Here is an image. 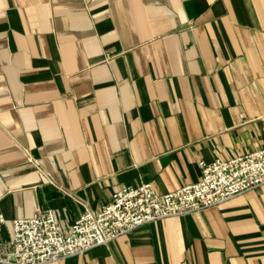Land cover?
Returning <instances> with one entry per match:
<instances>
[{
	"label": "crops",
	"instance_id": "0c3cea01",
	"mask_svg": "<svg viewBox=\"0 0 264 264\" xmlns=\"http://www.w3.org/2000/svg\"><path fill=\"white\" fill-rule=\"evenodd\" d=\"M262 147L264 0H0V255L15 218ZM42 264H264V182Z\"/></svg>",
	"mask_w": 264,
	"mask_h": 264
},
{
	"label": "built area",
	"instance_id": "2783aa9c",
	"mask_svg": "<svg viewBox=\"0 0 264 264\" xmlns=\"http://www.w3.org/2000/svg\"><path fill=\"white\" fill-rule=\"evenodd\" d=\"M26 158L35 163L28 152ZM198 165L201 175L197 181L169 192H157L150 182L117 188L99 210L85 209L67 231L49 208L15 218L10 248L0 255V264L57 261L108 243L143 223L221 204L264 182V147ZM3 221L0 214V226Z\"/></svg>",
	"mask_w": 264,
	"mask_h": 264
}]
</instances>
